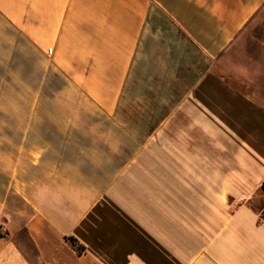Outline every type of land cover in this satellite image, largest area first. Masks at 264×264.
I'll return each mask as SVG.
<instances>
[{
  "label": "crops",
  "instance_id": "obj_1",
  "mask_svg": "<svg viewBox=\"0 0 264 264\" xmlns=\"http://www.w3.org/2000/svg\"><path fill=\"white\" fill-rule=\"evenodd\" d=\"M263 181L264 0H0V264H264Z\"/></svg>",
  "mask_w": 264,
  "mask_h": 264
},
{
  "label": "trees",
  "instance_id": "obj_2",
  "mask_svg": "<svg viewBox=\"0 0 264 264\" xmlns=\"http://www.w3.org/2000/svg\"><path fill=\"white\" fill-rule=\"evenodd\" d=\"M262 188H263V190H264V181L262 182ZM69 239H71L73 242L79 244L76 238H74V237H70ZM82 246H83V245L79 244V248H82Z\"/></svg>",
  "mask_w": 264,
  "mask_h": 264
},
{
  "label": "rangeland",
  "instance_id": "obj_3",
  "mask_svg": "<svg viewBox=\"0 0 264 264\" xmlns=\"http://www.w3.org/2000/svg\"><path fill=\"white\" fill-rule=\"evenodd\" d=\"M19 231H23L21 228H19Z\"/></svg>",
  "mask_w": 264,
  "mask_h": 264
}]
</instances>
